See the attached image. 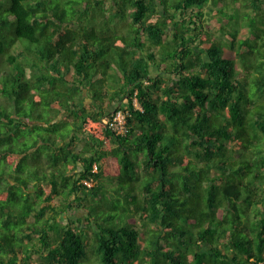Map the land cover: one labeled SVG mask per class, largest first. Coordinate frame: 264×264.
<instances>
[{
  "label": "trees",
  "instance_id": "obj_1",
  "mask_svg": "<svg viewBox=\"0 0 264 264\" xmlns=\"http://www.w3.org/2000/svg\"><path fill=\"white\" fill-rule=\"evenodd\" d=\"M0 264H264V0H0Z\"/></svg>",
  "mask_w": 264,
  "mask_h": 264
},
{
  "label": "built area",
  "instance_id": "obj_2",
  "mask_svg": "<svg viewBox=\"0 0 264 264\" xmlns=\"http://www.w3.org/2000/svg\"><path fill=\"white\" fill-rule=\"evenodd\" d=\"M104 121L118 133H124L126 130V122H127V113L123 110H118L114 113L113 117L105 118ZM97 170V167H95ZM94 181L85 180V184L92 186Z\"/></svg>",
  "mask_w": 264,
  "mask_h": 264
},
{
  "label": "rangeland",
  "instance_id": "obj_3",
  "mask_svg": "<svg viewBox=\"0 0 264 264\" xmlns=\"http://www.w3.org/2000/svg\"><path fill=\"white\" fill-rule=\"evenodd\" d=\"M228 2H232V0H227ZM237 4L238 5H240L241 3H240V1L239 2H237ZM226 5V4H225ZM241 6V5H240ZM207 11H209V12H211V9L213 10V6H211V5H209V6H207L206 8H205ZM217 9V6H214V10H216ZM213 25H216V23H215V21L212 23ZM222 35L221 34H218V37H221ZM222 38H225V36H222ZM12 53H14V54H16L18 57H24V54H23V51H22V49L19 47V46H16L14 49H13V51H12ZM89 100V99H88ZM121 103H124V101L123 102H121ZM137 105H139V103L136 101L135 102ZM117 108V104H113L112 105V107H111V113L115 110ZM81 215V214H80Z\"/></svg>",
  "mask_w": 264,
  "mask_h": 264
},
{
  "label": "clouds",
  "instance_id": "obj_4",
  "mask_svg": "<svg viewBox=\"0 0 264 264\" xmlns=\"http://www.w3.org/2000/svg\"><path fill=\"white\" fill-rule=\"evenodd\" d=\"M136 101H137V99H135V102H136ZM137 102H138V101H137ZM135 104H136V103H135ZM136 106H137V107H140V105H137V104H136ZM115 112H116V111L114 110V111L112 112V114H114ZM109 117H110V116H109ZM106 118H108V117H106ZM93 184H94V182H93ZM93 184H92V185H93Z\"/></svg>",
  "mask_w": 264,
  "mask_h": 264
}]
</instances>
